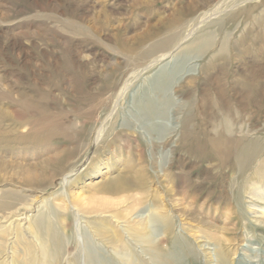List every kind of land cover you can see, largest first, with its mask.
<instances>
[{
  "label": "rangeland",
  "instance_id": "obj_1",
  "mask_svg": "<svg viewBox=\"0 0 264 264\" xmlns=\"http://www.w3.org/2000/svg\"><path fill=\"white\" fill-rule=\"evenodd\" d=\"M262 196L264 0H0V264H264Z\"/></svg>",
  "mask_w": 264,
  "mask_h": 264
},
{
  "label": "bare ground",
  "instance_id": "obj_2",
  "mask_svg": "<svg viewBox=\"0 0 264 264\" xmlns=\"http://www.w3.org/2000/svg\"><path fill=\"white\" fill-rule=\"evenodd\" d=\"M172 55L171 52H167L165 53L164 55H162L158 61L160 62L161 60L165 59L166 57H170ZM153 64V63H152ZM163 68V67H162ZM161 77V76H160ZM123 93V92H122ZM112 120V119H111ZM17 124V123H16ZM109 127V126H108ZM19 128V127H18ZM17 131V130H16ZM15 131V132H16ZM103 133V130L99 133V136H101V134ZM98 138V137H97ZM67 159V158H66ZM81 159V158H80ZM69 160V159H68ZM66 160V161H68ZM58 163V162H57ZM80 164V163H79ZM59 165V163H58ZM77 167V166H76ZM56 168V167H55ZM52 170V168H50ZM70 169V168H69ZM76 169V168H75ZM74 170V169H73ZM53 171V170H52ZM64 171V170H63ZM77 171V170H76ZM40 172V171H39ZM70 171H68L67 174H69ZM74 172V171H73ZM61 173V172H60ZM50 174V173H49ZM76 174V173H75ZM54 175V174H52ZM63 175V174H62ZM61 175V177H62ZM68 175H65L61 178V181H62V185L65 187V194L66 196L70 197L69 194H71V190L69 189V184H70V180L68 179ZM57 178V177H56ZM55 178V179H56ZM53 179V177H52ZM140 179L138 180H133L131 181L132 183H128L123 177H120V178H117L115 180H111L110 182H106L103 184V187L106 188H109V191L110 189H113V190H122L124 188L127 187H136L138 188V185L140 184L139 182ZM56 181V180H55ZM49 182V181H48ZM59 183V181H58ZM47 184V183H46ZM53 184V183H52ZM55 185V184H54ZM142 185V184H141ZM102 187V189H103ZM45 189V188H44ZM39 190V189H38ZM105 190V189H103ZM41 192V191H40ZM113 192V191H112ZM43 194V193H42ZM57 194V193H56ZM53 195V194H52ZM65 196V197H66ZM44 197V196H43ZM263 197V196H262ZM264 198V197H263ZM37 199V198H36ZM34 199V201L36 200ZM42 199V198H41ZM32 200V203L31 204H28L26 205V207L22 208L23 209V213H21L20 215H17V216H21L19 217L18 220L19 223L16 224V221H12L10 224H11V227H12V233L13 235H15L16 239L17 240H21L23 244H25V250H24V254H26V259L22 262L20 261L19 264H40V259L36 256V252H38L39 250H43L45 252V247H44V243L42 242V238L41 237H37L36 235H33L34 231H32V229L30 228V226H27L28 225V222H31L32 220V215H28L27 213H25V211L27 209H30L32 207V204L34 202ZM44 204H47L45 199L43 201ZM19 210V209H18ZM80 213V212H79ZM77 213L76 216H77V219L81 221L82 218H78L80 216V214ZM113 217V216H112ZM138 217V216H137ZM3 218H8L7 216H3ZM119 218V217H118ZM147 219V218H146ZM7 221V220H6ZM36 222L39 223H45L46 222V219L44 217H38L35 219ZM147 223V222H146ZM144 224V223H143ZM103 226V227H101ZM106 226V223H102V225L98 226L97 229H96V233L97 234H100L102 236H104L105 240H107L109 243H114V241L116 240L118 244L123 243V240L121 241L122 237L120 235V233L116 230H114L112 236H108L106 235L108 233V229L105 230V227ZM146 228V226L144 227ZM21 233V234H20ZM95 235V234H94ZM37 237V238H36ZM101 237V236H99ZM37 239V240H35ZM103 240V239H102ZM234 240V239H233ZM2 241H5L7 242L6 245H9V242L8 240H2ZM120 241V242H118ZM227 241V240H226ZM6 245H4V247H6ZM107 245V244H106ZM121 245V244H120ZM124 246V244L121 245V247ZM115 248V247H114ZM8 251V250H7ZM116 251V250H114ZM118 251V250H117ZM125 252V251H124ZM10 253H11V256H10ZM7 254V255H5ZM13 252H8V253H4V259H7L8 257H13V260H14V255L12 256ZM6 256V257H5ZM45 257L47 256L46 252H45ZM216 261L221 264L222 262H224V258H223V253H220L216 256ZM214 258H212V260L214 261L215 260Z\"/></svg>",
  "mask_w": 264,
  "mask_h": 264
}]
</instances>
